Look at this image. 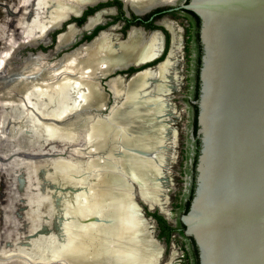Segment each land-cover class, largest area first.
Masks as SVG:
<instances>
[{"label": "bare ground", "instance_id": "bare-ground-1", "mask_svg": "<svg viewBox=\"0 0 264 264\" xmlns=\"http://www.w3.org/2000/svg\"><path fill=\"white\" fill-rule=\"evenodd\" d=\"M99 1L15 0V2L6 3L5 13L0 12L2 14L0 25L6 28L5 33L0 35V134L5 132V122H8L7 125H10V128L19 122V128L23 124L30 125L29 128L33 130L31 132H34V136L38 135L36 133L38 127L40 130L38 136L42 141L38 149L45 152L33 154V159L51 156V142L57 132H59V138L62 141L69 140L65 129H61L62 126L59 127L61 131H56L59 129L55 128L53 121L63 122L70 110L77 104H81L82 101L83 104H89V108L94 110L105 108V95L100 92L99 86L94 81L98 82L102 71L113 67H123L126 62V65L140 62L160 51L161 39L157 32L143 38L136 29L129 32L126 40L118 43L116 50L113 49L109 33L102 32L89 44H83L66 51L84 28H89L99 22L101 13L112 10L105 9L90 16L83 27L66 23L64 30L57 35L53 50L29 53L19 67L8 65L14 47L15 49L29 45L35 47L39 42L45 46L48 45L50 32L59 29L72 16H78L83 6L93 5ZM123 1L129 4L133 10L142 12L155 4H169L175 0ZM163 23L171 32V44L166 61L153 69H145L136 73L128 80L122 81V77L117 76L107 82V86L112 92L122 95L121 97L124 96L131 103V100L141 93V97L149 96L146 99L154 100L157 104H164V100H166L164 95L170 92L172 87L174 89L178 87L180 76L173 67L176 65L177 55L181 52V37L177 27L169 24L166 20ZM60 52L61 54L58 55ZM100 61L104 63L102 69H99L98 62ZM100 70L101 72L98 74ZM83 91H85V95ZM72 96L74 97L73 102H71ZM54 104H72V106L57 107ZM128 122H126V126L132 131L128 133V136H124L122 141L118 140L116 136L108 138L105 134L91 133L82 136L79 146L75 148L76 151L93 153L96 157H102L103 163L97 176L100 173L105 174V182L99 186L98 183L94 185L90 178V180L86 179V182L95 189L94 194H97L96 186L100 187L98 188L99 193L93 197L92 201L96 204V212L101 211V215L99 213L98 216H100H96L98 224L91 225L93 228L89 227V234L77 244L73 243L72 238L78 229L73 230L66 224L60 227L59 233L62 235L63 241L61 252L65 254L76 250L74 254L70 255L75 257L76 253H80L83 257L88 256V258L95 259L97 264H152L162 252V246L152 236L151 221L143 218L131 200L125 202V199L123 201L121 197L113 193L117 181L121 180L122 172L115 164L114 159H110L106 154L119 150L125 153L139 152L142 154L143 152L153 155L160 147V144L157 143L158 131L145 133V121L143 120L134 122V125L133 122ZM82 123V126L84 125L87 129H97L101 121L99 118H95L93 121L87 122V118L83 117ZM161 133L163 138V130ZM2 140L0 135V161L8 154L7 151L10 152L8 148L3 147ZM92 140L93 143H90ZM153 143L154 145H152ZM92 148L93 150H91ZM29 155L31 156V154ZM82 158L84 157H81V160H84ZM48 162L51 163V166L43 167V170L45 172L49 169L51 172L49 178L57 180V187L75 186L80 182V189L72 191L69 188L70 191L64 188L62 192L54 190V196H56L57 213L66 214V219L71 222H81L84 217L91 215L81 198L88 194L85 189L87 184L84 180L66 177L65 174L69 173L68 170H72V168L64 162L63 157L49 158L47 161L33 160L32 167L46 165ZM82 166L81 171L84 174L94 175L95 170L85 164ZM0 171V200L7 202L8 200L5 198L10 192L6 194L5 191L6 189L11 191L12 187L11 184L6 185L3 182L2 166H0ZM97 176L94 175L92 178H97ZM143 194L148 204H153L162 213L167 214L166 198L164 194L160 193V189L145 188ZM102 199H104V210L101 208ZM8 226L0 225V231L5 232ZM175 254L176 252L173 250L167 261L162 264H176L174 263Z\"/></svg>", "mask_w": 264, "mask_h": 264}, {"label": "rangeland", "instance_id": "rangeland-1", "mask_svg": "<svg viewBox=\"0 0 264 264\" xmlns=\"http://www.w3.org/2000/svg\"><path fill=\"white\" fill-rule=\"evenodd\" d=\"M13 1L15 2V0H0V12L5 13L6 3H12ZM180 1L177 0V2ZM176 17L179 18L178 15ZM5 30L6 28L0 25V35L5 33ZM57 31L49 33L51 40L46 46L39 42L35 47L31 45L21 49H15L14 47L15 50L13 49L11 52L12 58L8 65L19 67L29 53L35 54L38 51L46 52L48 49H52ZM176 64L178 65L173 68L179 70V84L176 89L172 87L171 91L164 95L166 98L164 104H157L154 100L146 99L149 96L141 97V93L134 100H131V103L124 96L121 97L122 95H117L109 89L107 82L113 77H102L98 86L100 92L105 95V108L94 110L89 108V104H83L82 101L81 104H77L75 108L70 110L63 122L60 120L53 121L55 128L59 129L62 126L61 129H65L64 131L67 132L69 140L62 141L59 138V132H57L51 142L52 154L49 157L32 158L35 153L45 152L38 149L42 142L38 136L40 134L38 127L36 128L38 129V132H36L38 135L34 136V132H31L33 130L29 128L30 125L23 124L19 128V122L10 128V125H7L8 122H5V132H1L0 135L3 139V147L8 148L10 152L7 151L8 154L0 161V166L3 168V182L6 185L11 184L12 190L6 189L5 191L6 194L10 192L5 198L8 200L7 202L0 200V225H9L5 232L0 231V264H97L95 259L88 258V256L83 257L80 253H76L75 257L70 255L74 254L76 250L70 254L61 252L63 241L59 231L62 225L66 224L68 227H72L73 230L78 229L72 238L73 243L77 244L84 239V236L89 234L91 225L98 224L96 216L99 213L101 215V211L96 212V204L92 201L93 197L99 193L98 188L100 187L96 186L97 194H94L95 189L86 181L91 179L94 185L97 183L99 186L104 184L105 174L100 173L97 176L103 163L102 157H96L93 153L91 155L90 153L76 151L75 148L79 146L82 136L91 133L95 135L105 134L108 138L116 136L118 140L122 141L124 136H128V133L132 131L126 126L128 121L133 122V125L134 122L139 120L145 121V133L158 131L157 143L160 144V147L153 155L143 152L142 154L139 152L125 153L119 150H114L106 155L110 159H114L120 172L128 176L142 175L143 177H150L152 182H146V188L160 189V193L164 194L166 198L165 208L167 214H159L171 227L178 226V218L183 212V205L189 192L190 172L191 165L193 166L194 154L192 131L193 57L187 41L184 42V48L177 55ZM125 78L126 80L129 79V77ZM83 93L85 95V91ZM72 100H74L73 96L71 102H73ZM54 105L57 107L62 105L72 106V104ZM83 117L87 118V122L99 118L101 124L97 129H87L84 125V127L82 126ZM128 124L131 125L129 122ZM90 143H93V140ZM58 157H63L64 162L72 168V170H68L69 173L65 174L67 178L81 179L87 184L85 189H87L88 194L87 196H81V198L91 215H87L78 223L74 221L72 223L71 220L66 219V214L57 213L55 207L57 202L54 193L56 190L62 192L64 188L72 191L78 190L81 188L80 182L75 186L57 187V180L49 178L51 173L49 169V172L43 170V167L49 168L51 166L50 162L39 167H32L33 160L47 161L49 158ZM81 157H84L82 158L84 160H81ZM27 163L28 165H26ZM82 164L95 170L94 175L97 178L93 179L94 175L84 174L81 171L83 169ZM117 182L113 193L121 197L123 201L125 199V202H130V199L124 195L127 189L123 180ZM135 200L145 217H150L149 212L157 210L156 208L149 209L137 194H135ZM103 201L104 199L101 201L102 204ZM101 208L104 210V204ZM150 221H152V233L162 246L161 258L158 264L167 261L173 250L176 252L174 263L193 264L187 238L173 232L166 241L163 237L158 236L156 222Z\"/></svg>", "mask_w": 264, "mask_h": 264}, {"label": "water", "instance_id": "water-1", "mask_svg": "<svg viewBox=\"0 0 264 264\" xmlns=\"http://www.w3.org/2000/svg\"><path fill=\"white\" fill-rule=\"evenodd\" d=\"M106 1L83 6L79 15ZM120 1L138 16L167 7L199 18L193 101L199 148L192 196L179 221L196 245L198 264H264V0H175L142 12ZM187 42L194 58L193 37ZM149 178L121 174L124 195L143 218L135 194L155 207L143 194Z\"/></svg>", "mask_w": 264, "mask_h": 264}, {"label": "flooded vegetation", "instance_id": "flooded-vegetation-1", "mask_svg": "<svg viewBox=\"0 0 264 264\" xmlns=\"http://www.w3.org/2000/svg\"><path fill=\"white\" fill-rule=\"evenodd\" d=\"M105 9H112L108 12H103L100 14L101 20L97 23H95L93 26L89 28H84L82 32L75 38L74 42H72L68 47L66 51H70L74 48H77L80 45L83 44H89L91 41H93L100 33L107 32L109 33L111 37V44L113 46V49H117V45L119 42L124 41L128 38V34L132 29H136L138 33L143 37H148L150 34L157 32L159 34V37L161 39V48L160 51L157 52L154 55H151L150 57H146L145 59L141 60L137 63H129L126 65L124 64L123 67H113L112 69H108L106 71H102L101 76L98 79V82L96 84H99V80L102 79V77H122V81H125V77H131L135 75L136 73H139L145 69H153L156 66H158L160 63H163L166 61L170 44H171V32L169 28L163 23L164 20L169 22V24H172L173 26L177 27L179 29V35L181 37V49L184 48V42L189 41L190 39L194 40V49H195V55L193 58V80H194V100L197 98L198 89H199V66H200V52L201 47L199 43V37H198V30H199V18L191 11L185 10V9H176L168 11L166 10L167 7H158L155 8L143 15L138 16L133 11L130 10L129 7L125 9L123 7V4L120 0H108L106 2L99 3L97 5L91 6L86 8L82 11V13L78 16H72L70 20H67L66 23L75 24L77 27H83L88 20L90 16L95 15L96 13L103 11ZM179 15V18L176 17ZM181 19V20H179ZM66 23L61 25L59 29H56L54 31H57L55 33V42L58 33L60 31L64 30ZM64 27V28H63ZM63 28V29H62ZM159 31V32H158ZM193 33V34H192ZM51 39H49L50 41ZM54 49V46L52 50ZM61 52L58 54L60 55ZM183 57V56H182ZM103 61L98 62L99 69L104 68L102 66L104 63ZM129 62V61H128ZM179 64V62H178ZM176 64L175 67L178 65ZM176 69V68H175ZM178 74H179V70ZM101 70L98 71V74H100ZM112 79V78H111ZM192 111H193V119H192V131L194 136V154H193V166L191 165V172H190V185H189V192L188 196L184 202L183 205V213H185L188 209L189 202L192 196L193 188H194V167L196 163V157L198 153L199 148V140L196 138V129H197V123H196V114H197V107L195 104H192ZM148 206V205H147ZM157 209L156 211L149 212L150 217H145L146 219L153 220L157 224L158 228V236L163 237L166 241L168 239L166 238V235H161L162 227L161 224L158 222V220L154 217L153 213H156L157 215H160L159 213H162L158 207H154L153 209ZM158 211V212H157ZM143 213V212H142ZM161 216V215H160ZM162 218V216H161ZM164 220V218H162ZM165 221V220H164ZM152 222V221H151ZM166 223V222H165ZM170 228H172L171 233L177 232L180 236H184L183 234V225L179 221L178 218V226L177 227H171L168 223H166ZM153 234V233H152ZM171 235V234H170ZM154 236V235H153ZM170 238V237H169ZM188 240V246L189 251L191 252V257L193 264H198V254H197V248L194 243V241L186 237ZM156 239V238H155ZM162 253V252H161ZM170 255V254H169ZM161 258V256H160ZM160 261V260H159ZM159 263V262H158Z\"/></svg>", "mask_w": 264, "mask_h": 264}, {"label": "trees", "instance_id": "trees-1", "mask_svg": "<svg viewBox=\"0 0 264 264\" xmlns=\"http://www.w3.org/2000/svg\"><path fill=\"white\" fill-rule=\"evenodd\" d=\"M154 217L158 220V222L161 224V235H166V238L169 239L172 228H170L168 225H166L165 221L161 218L160 215H157L156 213H153Z\"/></svg>", "mask_w": 264, "mask_h": 264}]
</instances>
